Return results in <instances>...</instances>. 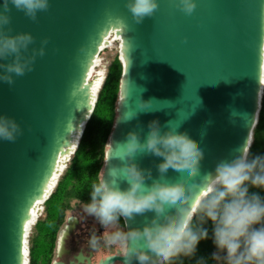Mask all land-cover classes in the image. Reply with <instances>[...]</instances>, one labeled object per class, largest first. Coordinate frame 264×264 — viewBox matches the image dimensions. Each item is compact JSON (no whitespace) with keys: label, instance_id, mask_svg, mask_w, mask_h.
<instances>
[{"label":"water","instance_id":"1","mask_svg":"<svg viewBox=\"0 0 264 264\" xmlns=\"http://www.w3.org/2000/svg\"><path fill=\"white\" fill-rule=\"evenodd\" d=\"M9 15L5 27L11 33L31 32L36 47L45 37L47 43L31 71L15 76L12 85L0 82V113L23 129L14 141L0 140V264H24L25 227L90 116L95 91L87 76L112 31L120 39L122 74L100 175L111 179L112 166L122 163L114 156L117 142L130 130L144 139L153 119L162 131L170 121L179 125L177 131L204 152L198 176L168 171L172 183L193 185L190 206L206 191L205 175L214 173L219 160L247 151L264 84V0H196L191 14L176 0H159L141 23L125 0H49L35 20L10 4ZM134 159L158 178L162 157L145 153ZM151 215L122 218L124 228ZM122 259L110 256L104 264Z\"/></svg>","mask_w":264,"mask_h":264},{"label":"clouds","instance_id":"2","mask_svg":"<svg viewBox=\"0 0 264 264\" xmlns=\"http://www.w3.org/2000/svg\"><path fill=\"white\" fill-rule=\"evenodd\" d=\"M125 2L136 23L151 17L159 6V0ZM10 4L35 20L38 12L48 9L49 0H2L0 4V82L12 85L15 76L32 70L37 55H44L47 38L36 47L31 32L11 33L5 27L10 24ZM176 6L191 14L196 0H176ZM145 104L140 103L141 107ZM178 126L170 121L162 131L153 119L144 139L140 131L130 130L123 142H117L114 156L121 165L112 166L111 179L101 174L92 180L89 200L81 203L83 213L103 229L90 233L88 247L118 249L123 264H174L181 257L196 256L199 242L209 238L205 225L211 221L216 246L211 259L225 264H264V153L243 151L231 160H219L214 173L205 175L206 191L190 206L193 185L172 183L168 171L171 168L176 177L198 176L204 152L186 132L177 131ZM22 131L14 117L0 113V140L14 141ZM145 153L163 158L156 165L158 178H152L151 169L140 167L134 159ZM120 181L127 187L121 188ZM149 212L152 215L142 225L120 226L121 218L128 221ZM169 213L175 218L170 219ZM197 264H208V257H197Z\"/></svg>","mask_w":264,"mask_h":264},{"label":"flooded vegetation","instance_id":"3","mask_svg":"<svg viewBox=\"0 0 264 264\" xmlns=\"http://www.w3.org/2000/svg\"><path fill=\"white\" fill-rule=\"evenodd\" d=\"M70 159L62 171L57 172L42 199L36 202L23 237L24 264H100L107 257L120 255L118 249H90L87 238L92 231H103L91 216H86L78 196L81 189L77 173L67 170ZM71 214L72 218L69 219ZM122 227H124L121 218ZM112 264H121L114 260Z\"/></svg>","mask_w":264,"mask_h":264},{"label":"trees","instance_id":"4","mask_svg":"<svg viewBox=\"0 0 264 264\" xmlns=\"http://www.w3.org/2000/svg\"><path fill=\"white\" fill-rule=\"evenodd\" d=\"M121 74V62L115 54L106 68L105 79L67 167V170L77 173L78 184L75 187L81 189L78 196L86 199L89 198L91 181L101 173L105 145L116 116ZM249 144L250 147L249 145L247 147L249 155L264 153V84ZM252 190L260 191L259 189H250V191ZM261 194L264 195V191ZM193 219L195 220V216ZM205 227L209 228V238L199 242L196 256L181 257L174 264H197V257L200 256L208 257V264H215V260L210 257L216 247L211 238V221H208Z\"/></svg>","mask_w":264,"mask_h":264},{"label":"rangeland","instance_id":"5","mask_svg":"<svg viewBox=\"0 0 264 264\" xmlns=\"http://www.w3.org/2000/svg\"><path fill=\"white\" fill-rule=\"evenodd\" d=\"M114 36L117 38L114 39V41L111 42V44L108 45V47L106 49L101 50L100 54L97 56V58L95 60L93 67L91 68V77L97 76V79H99V81L101 80V74L103 73V71L106 72V68H107L109 62L111 61V59L115 56V54L117 55L118 59L121 62V57H120V52H119L120 42L118 41L119 40L118 35L115 34ZM121 66H122V62H121ZM118 97H119V94H118ZM117 101H118V99H117ZM116 105H117V102H116ZM106 145H105V148H106ZM71 155H72V153H71ZM71 155L69 157H71ZM103 162H104V159H103ZM99 175H100V173H99ZM120 226L122 227V222H120ZM215 250H216V247H215L214 251ZM215 264H225V262L215 260Z\"/></svg>","mask_w":264,"mask_h":264},{"label":"bare ground","instance_id":"6","mask_svg":"<svg viewBox=\"0 0 264 264\" xmlns=\"http://www.w3.org/2000/svg\"><path fill=\"white\" fill-rule=\"evenodd\" d=\"M93 79V82H94V91L95 92H97L98 91V89H99V79H97V76L95 77H92ZM71 153H69V154H66V155H64V156H62L61 158H60V161H59V164H58V166H59V168H58V172H60V171H62L63 170V168H64V166H65V162L67 161V158H68V156L70 155ZM51 186V185H50Z\"/></svg>","mask_w":264,"mask_h":264},{"label":"built area","instance_id":"7","mask_svg":"<svg viewBox=\"0 0 264 264\" xmlns=\"http://www.w3.org/2000/svg\"><path fill=\"white\" fill-rule=\"evenodd\" d=\"M114 35H115V32L112 31V32H110V33L108 34V36H107V40H108V42H109L110 44H111V42L114 41V39L117 38V37H115ZM118 39H119V37H118Z\"/></svg>","mask_w":264,"mask_h":264},{"label":"snow or ice","instance_id":"8","mask_svg":"<svg viewBox=\"0 0 264 264\" xmlns=\"http://www.w3.org/2000/svg\"><path fill=\"white\" fill-rule=\"evenodd\" d=\"M40 191H41V189L38 188V190H37V194H36V195H39V194H40ZM33 199H35V196L33 197Z\"/></svg>","mask_w":264,"mask_h":264}]
</instances>
